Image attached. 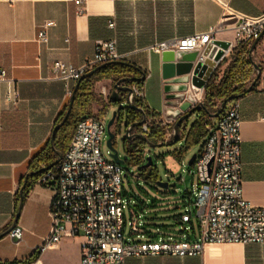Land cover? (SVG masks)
<instances>
[{
	"label": "crops",
	"instance_id": "crops-1",
	"mask_svg": "<svg viewBox=\"0 0 264 264\" xmlns=\"http://www.w3.org/2000/svg\"><path fill=\"white\" fill-rule=\"evenodd\" d=\"M228 11L259 15L264 13V0H80L78 4L74 0H0V69L18 93L16 104L0 97V234L15 217L26 173L57 157L50 137L69 96L64 82L51 75L53 61L80 65L91 57L96 41L114 38L123 60L140 69L127 75L144 76L137 80L144 93L139 105L153 119L165 122L172 106L165 100L161 52L150 46L205 31ZM45 20L54 25L47 29L46 42L39 43L38 31ZM215 39L230 43L215 71L220 78L237 45L233 24L218 31ZM250 55L264 60V40L260 38ZM260 69L252 88L247 91L254 80L249 77L240 86L244 92L236 98L242 121V196L257 206L264 205V68ZM114 81L113 76L94 81L92 111L101 108L98 97L108 100L102 90L110 93ZM0 88L4 94L7 82ZM71 135L56 130L55 150L63 153ZM38 176H29L25 194L23 189L17 220L23 229L22 240L15 244L7 234L0 237V263L80 264L81 235L63 236L56 248H38L49 230L48 208L54 196V185L38 183ZM125 264H264V243H206L196 256L145 255L128 257Z\"/></svg>",
	"mask_w": 264,
	"mask_h": 264
},
{
	"label": "built area",
	"instance_id": "built-area-1",
	"mask_svg": "<svg viewBox=\"0 0 264 264\" xmlns=\"http://www.w3.org/2000/svg\"><path fill=\"white\" fill-rule=\"evenodd\" d=\"M74 1L77 4L80 2ZM229 23L233 24L237 43L250 44L264 31V13L247 15L228 11L218 24L205 31L168 39L150 46V49L155 52L195 50L197 54L193 65L209 58L213 62L211 77L230 49L228 42V49L214 59L220 49L215 44V35ZM52 25V20L40 24L37 35L39 43L46 42L47 29ZM108 25L112 26L113 23L109 22ZM214 47L216 49L210 55ZM123 59L124 54L117 50L114 38L101 39L96 41L91 57L80 65L56 60L51 63L50 72L53 78L64 82L66 94L70 96L73 84L85 72L104 62ZM190 76L186 74L185 80L180 82L164 80L165 86H184L183 89H164L167 105L172 106L170 119L165 122L155 120L144 110L145 119L136 132L148 137L150 126L155 125L163 131L161 140L172 138V127L166 125L174 123L179 115L201 102L204 92V86L191 84ZM3 81L7 82V89L2 94L0 88V97L7 103L16 104L18 93L6 78L5 71L0 69V84ZM129 86L132 100L141 106L139 103L144 96L141 84L135 81ZM102 94L108 96L109 92L103 89ZM211 121L207 126L203 150L192 163L198 177L192 202L198 225L196 235L192 225H186L191 222L187 211L176 216L184 224L185 231L177 238L172 235L156 237L140 225L138 216H134L129 208V201L123 197L122 166L107 161L100 150L106 122L89 115L76 122L59 161L53 168L42 171L37 178L38 183L45 185L54 182V196L48 208L49 230L41 238L38 245L40 251L56 248L63 236L81 235L80 264H125L128 257L145 255L196 256L201 254L206 243H264V205H254L242 196L239 101H228L223 111L217 117H211ZM125 210L128 211V218ZM188 231H192V234ZM22 232V227L16 224L7 235L13 243L18 244L22 240Z\"/></svg>",
	"mask_w": 264,
	"mask_h": 264
},
{
	"label": "rangeland",
	"instance_id": "rangeland-1",
	"mask_svg": "<svg viewBox=\"0 0 264 264\" xmlns=\"http://www.w3.org/2000/svg\"><path fill=\"white\" fill-rule=\"evenodd\" d=\"M261 40H264V35H262ZM252 60L260 68H264V60L258 57L256 59L252 58ZM253 71L250 76L251 80L256 77V70ZM203 95L204 93L202 92L201 102L204 100ZM98 98L99 100L97 101L101 108L91 110V115L105 122L108 121L114 110L124 106V99H121L117 103H111L107 99L104 100L102 96ZM195 118V113L190 115L187 126ZM111 130L114 133L113 147L116 149L119 157L125 160L121 164L123 168V197L129 201V208L134 213V216H138L140 225L156 237L172 235L177 238L185 231L183 230L184 224L180 223L176 219V216L187 211L190 213L191 222L186 225L191 224L193 232H197L198 225L192 202L193 190L197 186L198 177L195 168L193 165H189L188 161L193 154H200L203 150L207 132L197 142H193L190 137L187 139L179 137L175 142L171 141L172 138L164 141L158 140L157 143H163L160 146L150 147L145 144L143 147V159L150 155L152 160L151 165L142 170L139 164L129 162V156L124 151L125 127L122 124L116 126L114 123ZM107 137V132H105L101 140L100 150L107 161H113L110 156V149L106 144ZM153 171H156L158 175L155 180L148 178L149 173ZM157 181L167 182L168 186L161 187L157 184ZM125 213L128 218V211L125 210ZM127 229L128 227L125 228V231ZM188 232L192 234V231Z\"/></svg>",
	"mask_w": 264,
	"mask_h": 264
},
{
	"label": "water",
	"instance_id": "water-1",
	"mask_svg": "<svg viewBox=\"0 0 264 264\" xmlns=\"http://www.w3.org/2000/svg\"><path fill=\"white\" fill-rule=\"evenodd\" d=\"M262 35H264V31H262L259 34V36L256 37L252 41V43L250 45V49H249L250 53L252 52V50L254 49V47L256 46V44L258 43L260 38L262 37ZM215 44H217L220 48L214 57V59H218L223 54V51L228 49L229 43L227 41L216 40ZM196 54H197V51H195V50H181V51L162 50L161 51V59L163 62L162 78L164 80H169L170 82H180V81L185 80L184 76L186 74H191V76H190L191 84L196 86V87H203L205 82L209 79V77L211 75L213 62L209 58H207L204 62H197L195 65H193V60L195 59ZM111 63L126 65V66H129L136 71L140 70L137 66H135V65H133L127 61L112 60V61H107V62H104L100 65L93 67L92 69L85 72L75 82L73 89L71 91V94L69 96L65 112H64L61 120L54 126L53 131H52V135L50 137V145L54 149V152L56 153L57 157L51 164L44 166V167H41L35 171H31V172L26 173V175L24 176L23 183L19 189V202H18V207H17V212L15 214V217H14L11 225L5 231H3L0 234V237L7 234L17 224L19 211H20V208L22 206L23 189L26 186V182H27L28 177L32 176V175L39 174L44 170L50 169L61 158L62 152L55 150V148H54L55 131L58 130L59 127L68 118L69 112H70V110L72 108V104H73L74 93H75L80 81L83 78L90 76L95 71L99 70L100 68H102L108 64H111ZM253 68L256 70V77L252 81L251 85L247 88V91H249L252 88V86L255 84L256 80L259 78L260 73H261L260 67L255 62H253ZM143 78H144L143 74L140 77H136L133 75H124V76L118 77L117 79H115L113 86L110 90V93L108 94L109 102H111V103H117L123 98L125 100L124 106L119 107L117 110H114L112 112L111 117L106 122V132L108 135V137L106 139V144L110 149V156L112 157L113 161L120 164V165L124 163V159H121L119 157L116 149L113 147L114 133L111 130V127L114 123L116 126H120L122 124L125 127L124 139L128 142H132L135 139H140L144 142V145L146 144L150 147L160 146L163 144L162 142H159V143L152 142L149 140V138L146 135H144L140 132L134 131V129H136L138 126H140L143 123V121L145 119V113H144V109L141 106L136 105L135 102L132 100V98H131L132 89L129 86V84L132 82H135L137 80H142ZM174 88L183 89L184 86L183 85H178V86L167 85L164 87L165 90H170V89H174ZM237 97H238L237 94H232V95H229L228 97H226L225 99H223L218 104L217 109L214 112H209V116L210 117H217L225 108L226 103L230 100L236 99ZM126 108H130L132 110H135L136 112H138L139 114L142 115V118L139 120H133V121L128 123V115L126 112ZM201 108L205 109V106L202 102H199L176 118V120L174 121V123L172 125V141L173 142H175L178 139L180 124L182 122H187L190 115H192L195 112V110L201 109ZM119 110H122L121 115L117 114V112ZM196 155L197 154H193L190 157V159L188 161L189 165H192L194 159L196 158ZM151 160H152V157L150 155L146 156V163L143 164L142 167L149 166L151 164ZM49 184L53 185L54 182L51 181ZM157 184L161 187H167L168 186L167 182L157 181Z\"/></svg>",
	"mask_w": 264,
	"mask_h": 264
},
{
	"label": "trees",
	"instance_id": "trees-1",
	"mask_svg": "<svg viewBox=\"0 0 264 264\" xmlns=\"http://www.w3.org/2000/svg\"><path fill=\"white\" fill-rule=\"evenodd\" d=\"M249 49L250 45H248L246 42L237 43V45L232 48L231 51L233 52V59L226 67L224 74L218 78L217 73L214 72L203 87L204 100L202 103L204 104L205 109L201 108L195 110L194 113L196 114V118L189 126H187L188 121L182 122L180 124V136L178 135V138L185 137L187 139L190 137L193 142H197V140L204 136L207 132V126L211 121L209 112H214L217 109V102L219 100L225 99L229 95H238V93L244 92V90L240 89V86L250 77L251 73L253 72V61L251 59ZM132 71L133 69L129 66L111 63L95 71L90 76L83 78L74 93L73 104L68 118L59 127L57 133H67V135L70 136L74 130L76 122L83 117L91 115V105L94 101H96L93 91L94 81L104 77L108 78L110 76H113L115 79H117L118 77L127 75ZM65 109L58 118V121L61 120ZM126 112L128 115V123L135 120V118L139 116L138 112L130 108H126ZM117 114L121 115L122 110H119ZM162 134L163 131L160 128L156 127L155 125H151L148 138L152 142H157L158 140L162 139ZM123 146L124 151L129 156V162L139 164L140 169L142 170L146 168L142 167V165L146 163V157L143 159L144 142L142 140L135 139L132 142H128L124 139ZM53 167L54 165L51 168ZM157 177L158 175L156 171H153L148 175V178L154 180L157 179ZM27 189L28 187L24 189V194L27 192Z\"/></svg>",
	"mask_w": 264,
	"mask_h": 264
},
{
	"label": "flooded vegetation",
	"instance_id": "flooded-vegetation-1",
	"mask_svg": "<svg viewBox=\"0 0 264 264\" xmlns=\"http://www.w3.org/2000/svg\"><path fill=\"white\" fill-rule=\"evenodd\" d=\"M127 85V84H126ZM140 115V114H139ZM139 119H141V116H137L136 118H135V120H139ZM135 131H136V129H135Z\"/></svg>",
	"mask_w": 264,
	"mask_h": 264
},
{
	"label": "bare ground",
	"instance_id": "bare-ground-1",
	"mask_svg": "<svg viewBox=\"0 0 264 264\" xmlns=\"http://www.w3.org/2000/svg\"><path fill=\"white\" fill-rule=\"evenodd\" d=\"M196 94H198V93L196 92Z\"/></svg>",
	"mask_w": 264,
	"mask_h": 264
}]
</instances>
